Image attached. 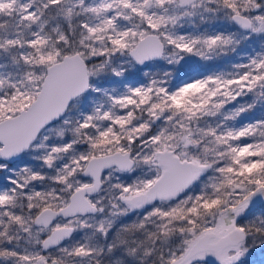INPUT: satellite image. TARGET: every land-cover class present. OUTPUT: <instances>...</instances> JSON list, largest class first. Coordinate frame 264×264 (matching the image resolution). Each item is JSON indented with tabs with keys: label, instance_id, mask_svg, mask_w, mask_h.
Segmentation results:
<instances>
[{
	"label": "snow or ice",
	"instance_id": "snow-or-ice-1",
	"mask_svg": "<svg viewBox=\"0 0 264 264\" xmlns=\"http://www.w3.org/2000/svg\"><path fill=\"white\" fill-rule=\"evenodd\" d=\"M0 264H264V0H0Z\"/></svg>",
	"mask_w": 264,
	"mask_h": 264
}]
</instances>
